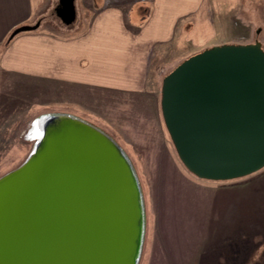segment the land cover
I'll use <instances>...</instances> for the list:
<instances>
[{"label": "water", "instance_id": "95a60500", "mask_svg": "<svg viewBox=\"0 0 264 264\" xmlns=\"http://www.w3.org/2000/svg\"><path fill=\"white\" fill-rule=\"evenodd\" d=\"M56 13L76 18L75 0ZM38 25L22 24L13 38ZM161 110L179 157L196 176L227 180L264 167V48L223 43L165 75ZM28 158L0 177V264H138L145 209L128 154L75 114L41 115Z\"/></svg>", "mask_w": 264, "mask_h": 264}, {"label": "rangeland", "instance_id": "374dc122", "mask_svg": "<svg viewBox=\"0 0 264 264\" xmlns=\"http://www.w3.org/2000/svg\"><path fill=\"white\" fill-rule=\"evenodd\" d=\"M57 2L33 0L34 16L25 24L38 27L29 33L65 36L70 32L67 25H75L79 18L65 23L56 13ZM243 12L249 22L234 16L233 34L226 40L260 41L264 48V2L251 0ZM11 32L0 37V177L20 166L34 150L40 139L32 133L37 118L54 112L75 114L109 133L135 167L145 209L138 264H223L232 257H246L244 264H264V186L256 183L264 170L227 180L196 176L178 155L161 104L156 128L143 129L152 121L150 115H137L132 102L117 97L109 107L95 102L98 99L91 89L7 68L5 57L26 31L10 39ZM19 63L14 59L10 64ZM145 109L150 110L149 103ZM241 190L247 191L249 204L237 210L245 216L233 215L232 221L231 216L219 213L224 209L221 198L229 195L239 200L245 196L240 195ZM231 225L237 236L227 235Z\"/></svg>", "mask_w": 264, "mask_h": 264}, {"label": "crops", "instance_id": "0c3cea01", "mask_svg": "<svg viewBox=\"0 0 264 264\" xmlns=\"http://www.w3.org/2000/svg\"><path fill=\"white\" fill-rule=\"evenodd\" d=\"M249 1L75 0V19L79 21L67 25L71 26L70 32L61 36L26 31L5 57L6 65L78 89H91L98 99L95 102L102 105L112 107L117 97L127 104L132 102L137 115H150L152 121L143 129L156 128L165 75L205 48L238 43L226 39L232 37L234 16L249 22L243 17ZM33 16V0H0V37ZM14 59L21 63L10 64ZM147 103L149 111L145 109ZM256 183L264 186V176ZM240 195L245 196L239 200L222 196L224 209L220 208L219 213L231 216L232 221L233 215L243 218V211H238L245 209L249 201L247 191L241 190ZM233 226L227 227V235L237 236ZM247 260L232 257L223 264H244Z\"/></svg>", "mask_w": 264, "mask_h": 264}, {"label": "bare ground", "instance_id": "6f19581e", "mask_svg": "<svg viewBox=\"0 0 264 264\" xmlns=\"http://www.w3.org/2000/svg\"><path fill=\"white\" fill-rule=\"evenodd\" d=\"M43 131H44V129H43L42 121L39 120V119L36 120V121L34 122V128H33V131H32L33 135H34V136H37V137H39V138H41L42 135H43ZM143 237H144V236H143Z\"/></svg>", "mask_w": 264, "mask_h": 264}]
</instances>
